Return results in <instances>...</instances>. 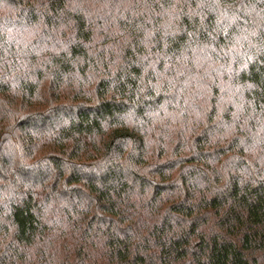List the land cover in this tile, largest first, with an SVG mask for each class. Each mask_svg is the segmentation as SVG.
<instances>
[{
  "label": "trees",
  "instance_id": "1",
  "mask_svg": "<svg viewBox=\"0 0 264 264\" xmlns=\"http://www.w3.org/2000/svg\"><path fill=\"white\" fill-rule=\"evenodd\" d=\"M264 0H0V264H261Z\"/></svg>",
  "mask_w": 264,
  "mask_h": 264
},
{
  "label": "rangeland",
  "instance_id": "2",
  "mask_svg": "<svg viewBox=\"0 0 264 264\" xmlns=\"http://www.w3.org/2000/svg\"><path fill=\"white\" fill-rule=\"evenodd\" d=\"M260 263H261V264H264V261H261Z\"/></svg>",
  "mask_w": 264,
  "mask_h": 264
}]
</instances>
